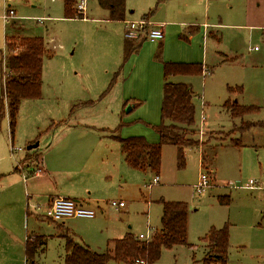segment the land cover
<instances>
[{
	"label": "rangeland",
	"instance_id": "obj_1",
	"mask_svg": "<svg viewBox=\"0 0 264 264\" xmlns=\"http://www.w3.org/2000/svg\"><path fill=\"white\" fill-rule=\"evenodd\" d=\"M213 2L217 7L211 8L214 20L231 24L228 0ZM157 4L156 0H127L129 10L134 11L133 19L127 21H140L142 12L156 11ZM9 9L16 17L6 21ZM204 9L186 18L178 13L172 20L185 22L184 30L167 27L162 42L142 43L125 63V25L106 21L98 0L89 1L87 22L67 19L64 0H0V97L9 57L6 40L42 38L47 52L41 99L23 102L13 140L7 110L1 126L0 260L25 264L23 240L44 235L45 246L30 264H63L68 232L59 228V237L50 220L26 218L28 198L19 178L24 179L27 171L42 170V156L64 196L91 203L88 208L96 213L94 218L65 222L78 238L74 240L94 252H106L113 247L112 241L128 233L150 235L161 226L162 202L180 201L188 204L190 246L164 250L156 264H205L208 253L202 239L212 228L222 229L226 224L230 228L228 264H264V61L259 60L264 45L243 31L244 55H235L231 52L235 32L226 27L210 30L204 40V30L198 27ZM193 28L198 30L193 33ZM164 63L201 64L204 72L170 80L192 88L195 145L184 148L183 158L176 146L164 145L160 183L152 185L156 175L119 161L118 140L106 137L114 135L107 131L117 130V136L124 139L160 142L155 128L162 122ZM110 64L120 72L118 87L112 89L105 74ZM229 88L240 90L231 94ZM229 99L260 111L233 119L223 107ZM35 143L39 144L37 152H28ZM25 153L32 159L24 160ZM19 166L24 171L14 173ZM203 175L210 182L199 194L196 187ZM31 179L29 175L28 182ZM29 191L34 210L43 204L40 197L46 191ZM114 200L123 201L126 208L115 211L109 206Z\"/></svg>",
	"mask_w": 264,
	"mask_h": 264
},
{
	"label": "trees",
	"instance_id": "obj_2",
	"mask_svg": "<svg viewBox=\"0 0 264 264\" xmlns=\"http://www.w3.org/2000/svg\"><path fill=\"white\" fill-rule=\"evenodd\" d=\"M101 9L109 14L111 22H123L126 17V0H98ZM216 1V0H210ZM65 17L81 18L74 9V0H64ZM154 13L151 10L143 19L150 21ZM220 41V40H219ZM137 42L125 40L123 59L126 63L138 52ZM9 57L6 59V71L3 72L2 95L0 97V132L3 119L8 111L10 133L14 138L21 104L25 100H38L42 96L43 59L47 55L42 38H22L6 40ZM232 61V60H231ZM204 72L201 64L164 63V92L161 107L162 122L155 128L160 142L150 144L144 137L121 138L113 133L121 145L125 162L132 169L144 173L159 175L161 170L162 148L164 145L176 146L181 158L184 148L193 147V128L195 126L196 107L193 102L192 88L185 84L171 83L175 76H195ZM116 77L109 89L115 85ZM232 94L240 89L229 88ZM242 91V89H241ZM224 109L233 119L244 118L260 111L259 107L242 106L230 99ZM264 127V123H261ZM36 144V143H35ZM31 146V144H30ZM234 147L239 146L234 144ZM31 152V151H28ZM18 168L15 169L18 172ZM20 171V170H19ZM213 174V173H211ZM229 201V199H228ZM228 204V203H227ZM161 227L149 241L139 240L133 234L112 241V248L104 253L94 252L88 246L77 243L69 233L66 241V256L63 264H156L164 250H173L180 246H190L187 241L188 204L185 202L163 201ZM45 237H28L25 243L27 264L34 260L37 252L45 246ZM208 256L205 264L213 262L228 264L230 250V228L226 224L222 229L212 228L202 239ZM212 257V259H210Z\"/></svg>",
	"mask_w": 264,
	"mask_h": 264
},
{
	"label": "crops",
	"instance_id": "obj_3",
	"mask_svg": "<svg viewBox=\"0 0 264 264\" xmlns=\"http://www.w3.org/2000/svg\"><path fill=\"white\" fill-rule=\"evenodd\" d=\"M156 1L158 2L157 6H159V5L160 6L152 14V16L150 17V21L153 23H156V24H163L165 34L167 33V29H166L167 27L170 28V27L179 26L180 30H184L187 27L186 23L183 21L182 22H178V21L176 22V21L172 20L173 18L177 19L176 16L178 15V13H179V15H185L184 18H186V15L191 16V15L195 14L196 12H200V8L204 7L205 9L203 11L204 12L203 21L199 23L200 25H198V27L200 29L204 30L203 39L204 38L206 39V36L208 34H210V30L217 29L218 27L219 28L220 27H226L227 29L235 32V36H234L235 49L233 51H231V52H234L235 55H239V53L242 56L244 55L242 52V51H244L242 49L244 48L243 47V39L245 37L243 31L248 33V36H249V38L252 39V41L255 40L257 42H262L264 45V0H228V3L230 5V9L232 11V14H230V16H229L230 20L232 21L231 24L223 22V19H221V18L219 20L215 19L216 21L214 20V18L211 16V8L217 9V7L212 5L215 2L210 1V0H164L163 2L161 0H156ZM126 10H127V13H126L125 20L123 22H111V21H109L108 20L109 14L106 10H104L107 14L106 21L114 23V24L126 25V22H128L127 20L133 19L132 15L134 13V11L129 10V8L127 6V0H126ZM151 10L152 9H150L149 11L148 10L143 11L141 16H139L138 19H143V17L146 14H148ZM177 10H178V12H176ZM88 13L89 12H87V15L83 19L84 22H87L89 20L88 19V17H89ZM15 14H16V12H15ZM197 30L198 29L193 28L192 32L194 33ZM211 34H214V32H211ZM214 36L218 39V37L216 35H214ZM124 37H125V30H124ZM190 38H192V37H190ZM162 41H160V42H162ZM144 42L150 43V41L142 39L138 43H136V45H140V48H141L142 43H144ZM152 43H154V42H152ZM223 43H224V39H223ZM223 43H221L220 46H222ZM122 47L124 49V44L122 45ZM140 48H139V50H140ZM247 51H250V49H248ZM255 52L260 53L261 50H258L257 48H255ZM136 53H138V52H136ZM259 60L264 61V53L259 56ZM259 63H262V62H259ZM114 67H115V64L114 65L110 64L109 68L106 69L105 74H106V77H109L110 81H112L116 77V82H115V85H116L115 88H116V87H118V76H119L120 72H119L117 67H115V68ZM256 67L259 68L260 66H256ZM262 67H264V66H262ZM261 71H264V70L261 69ZM163 72H164V66H163ZM177 77L183 78L184 76L171 77L170 80L172 78H177ZM186 77H193V76H186ZM164 83H165V79H164ZM23 102H22V104H23ZM22 104H21V106H22ZM114 136L115 135L110 134L106 138L107 139H113V138H115ZM113 140H115V139H113ZM119 145H120V143H119ZM33 151L37 152V150L36 151L33 150ZM33 151H32V153H34ZM31 159L32 158L27 157L26 153H25L24 160H31ZM40 160H41V163L39 166L41 167L42 171L39 175L33 176V179H31V181H29V182H28V180L25 181L23 178H21V179L19 178V181L22 180L21 181L22 184H25L26 197L28 198V203L25 205V207H26V218H28V219L30 218V216H32V217L38 216V217L42 218L40 215H38L35 212L36 207L34 208V210H31L30 202L32 203L33 196H30L29 190L37 191L40 189V190L46 191V194L43 195L42 197H40L41 200H44V202L43 201L40 202V203H43L42 204V205H44L43 208L48 206L51 203V201H53L54 199L65 198V197L70 199V196H64V192L59 190V185L56 182L54 176H52V174L50 172H47L46 166H44V160H43L42 156H41ZM118 160L119 161H121V160L125 161L124 155L121 151V145H120V156H119ZM202 166H201V168H202ZM15 169H14V173H21L19 170H18V172H16ZM18 169H20V166ZM37 202H38V200H37ZM168 202H180V201H168ZM42 205H39V206H42ZM80 205L84 208H87V209H89L88 208L89 206L90 207L92 206L91 203H89L88 201H82L80 203ZM117 212H120V211H117ZM70 220H73V219H70ZM70 220H68V221H70ZM54 224H55L56 229H57V236H59L61 234L59 228H62L63 230H66L70 235H73L72 236L73 239H76V241H78L77 240L78 238H75L74 234H72L73 232L70 231V229L67 227V222H64L63 224H56V223H54ZM54 229H55V227H54ZM159 229L160 228L152 229L153 232H151L150 235L149 234L148 235L150 237H153L154 234L156 233V231ZM40 236L44 237V235H40ZM59 237H61V236H59ZM26 240H27V236H26L25 240H23L25 264H27V260H26V256H25ZM176 248H178V247H176ZM176 248H174V249H176ZM11 263L12 262L9 258H4V259L0 260V264H11Z\"/></svg>",
	"mask_w": 264,
	"mask_h": 264
},
{
	"label": "built area",
	"instance_id": "obj_4",
	"mask_svg": "<svg viewBox=\"0 0 264 264\" xmlns=\"http://www.w3.org/2000/svg\"><path fill=\"white\" fill-rule=\"evenodd\" d=\"M90 0H74V9L78 14L82 15L83 18L87 15L88 12V3ZM16 14L15 11L9 9L6 12L5 20L9 21L11 19H15ZM165 38L164 34V25L156 24L151 21H146L141 19L138 22L128 21L125 25V39L128 41H140L142 39L148 40L150 42H158L162 41ZM17 150L13 149V152ZM20 171H24L23 169H19ZM42 170L38 169L35 172L27 171V174H23L24 180L27 181L29 179V175L37 176L41 173ZM211 174V173H210ZM210 182V178L207 175H203L201 178V183L196 187V190L199 194L203 193L205 189L208 188ZM160 183V177L155 176L153 179L152 185H157ZM151 185V186H152ZM254 183L250 182V187H252ZM109 206L113 208L115 211H121L125 209L126 204L123 201H111ZM36 212H38L42 218H46L53 223L62 224L67 219L71 218H87L92 219L96 216V213L93 210H89L80 205L79 202L69 199V198H57L51 201V203L42 209V206L36 207ZM43 212V213H42ZM42 213V214H41ZM142 241H149L151 237L140 235L137 237Z\"/></svg>",
	"mask_w": 264,
	"mask_h": 264
},
{
	"label": "water",
	"instance_id": "obj_5",
	"mask_svg": "<svg viewBox=\"0 0 264 264\" xmlns=\"http://www.w3.org/2000/svg\"><path fill=\"white\" fill-rule=\"evenodd\" d=\"M38 147H39V144L36 143V144H34V145L29 146V147H28V151H33V150L37 149Z\"/></svg>",
	"mask_w": 264,
	"mask_h": 264
}]
</instances>
